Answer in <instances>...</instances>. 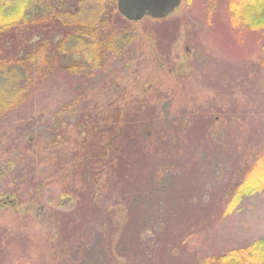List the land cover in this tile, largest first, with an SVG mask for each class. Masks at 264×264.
Segmentation results:
<instances>
[{"label":"rangeland","instance_id":"374dc122","mask_svg":"<svg viewBox=\"0 0 264 264\" xmlns=\"http://www.w3.org/2000/svg\"><path fill=\"white\" fill-rule=\"evenodd\" d=\"M207 1L113 15L118 55L0 121V264H204L264 238V191L224 214L264 150V31Z\"/></svg>","mask_w":264,"mask_h":264},{"label":"trees","instance_id":"16d2710c","mask_svg":"<svg viewBox=\"0 0 264 264\" xmlns=\"http://www.w3.org/2000/svg\"><path fill=\"white\" fill-rule=\"evenodd\" d=\"M219 1L227 4L232 26L264 31V0H208L207 10ZM113 15L124 19L116 0H0V121L29 102L54 69L87 74L118 55L129 36L110 29ZM20 33H27L25 39L16 36ZM240 172L224 214L264 191V150ZM204 264H264V238L207 258Z\"/></svg>","mask_w":264,"mask_h":264},{"label":"water","instance_id":"95a60500","mask_svg":"<svg viewBox=\"0 0 264 264\" xmlns=\"http://www.w3.org/2000/svg\"><path fill=\"white\" fill-rule=\"evenodd\" d=\"M181 4V0H116L120 16L129 22H139L148 17L164 19Z\"/></svg>","mask_w":264,"mask_h":264}]
</instances>
